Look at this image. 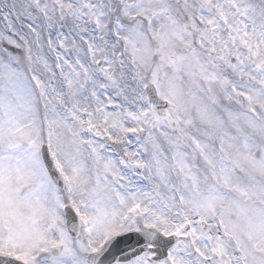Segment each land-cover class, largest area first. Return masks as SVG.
I'll return each instance as SVG.
<instances>
[{
	"label": "snow or ice",
	"instance_id": "6c2138e0",
	"mask_svg": "<svg viewBox=\"0 0 264 264\" xmlns=\"http://www.w3.org/2000/svg\"><path fill=\"white\" fill-rule=\"evenodd\" d=\"M0 264H264V0H0Z\"/></svg>",
	"mask_w": 264,
	"mask_h": 264
}]
</instances>
